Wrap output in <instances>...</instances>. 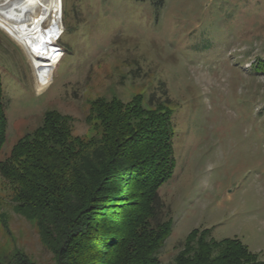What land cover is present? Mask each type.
<instances>
[{
    "label": "rangeland",
    "instance_id": "obj_1",
    "mask_svg": "<svg viewBox=\"0 0 264 264\" xmlns=\"http://www.w3.org/2000/svg\"><path fill=\"white\" fill-rule=\"evenodd\" d=\"M60 17L38 92L24 50L0 28L1 156L46 110L89 137L96 98L161 102L175 131L174 172L159 188L173 220L161 262L194 227L237 237L264 260V75L251 68L264 58V0H61ZM14 207L13 185L0 176V264L15 252L53 264L35 220Z\"/></svg>",
    "mask_w": 264,
    "mask_h": 264
},
{
    "label": "trees",
    "instance_id": "obj_2",
    "mask_svg": "<svg viewBox=\"0 0 264 264\" xmlns=\"http://www.w3.org/2000/svg\"><path fill=\"white\" fill-rule=\"evenodd\" d=\"M252 67L264 75V58ZM172 113L161 102L143 107L140 95L99 97L88 114L94 134L85 137L72 134L66 115L46 110L42 124L2 157L7 119L0 75V176L13 185L16 212L35 220L53 264H163L159 250L173 220L159 188L175 167ZM8 264L35 263L15 252ZM164 264L264 260L237 237L215 239L208 227H194Z\"/></svg>",
    "mask_w": 264,
    "mask_h": 264
},
{
    "label": "bare ground",
    "instance_id": "obj_3",
    "mask_svg": "<svg viewBox=\"0 0 264 264\" xmlns=\"http://www.w3.org/2000/svg\"><path fill=\"white\" fill-rule=\"evenodd\" d=\"M60 16L61 0H0V28L24 50L37 92L46 52L55 48L62 31Z\"/></svg>",
    "mask_w": 264,
    "mask_h": 264
}]
</instances>
